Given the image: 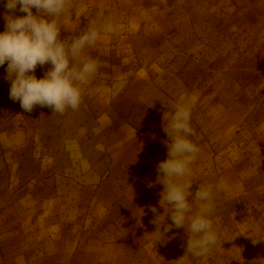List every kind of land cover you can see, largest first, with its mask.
<instances>
[{"label": "rangeland", "instance_id": "1", "mask_svg": "<svg viewBox=\"0 0 264 264\" xmlns=\"http://www.w3.org/2000/svg\"><path fill=\"white\" fill-rule=\"evenodd\" d=\"M6 3L0 0V32ZM71 4L58 18L61 39L88 25H116L84 50L99 67L79 117L39 105L25 111L9 98L7 62L0 66V264H237L225 245L236 233L216 211L209 218L218 239L204 257L186 252L185 227L173 226L155 243L151 221L165 215L162 232L172 224L156 180L167 159L163 129L177 104L190 105V139L200 149L193 196L219 180L220 159L206 137L218 143L235 107L255 111L243 127L264 114V0ZM18 9L15 15H26ZM51 67L38 65L34 74L43 78ZM233 132L222 142H236ZM190 203L191 216L199 204Z\"/></svg>", "mask_w": 264, "mask_h": 264}, {"label": "clouds", "instance_id": "2", "mask_svg": "<svg viewBox=\"0 0 264 264\" xmlns=\"http://www.w3.org/2000/svg\"><path fill=\"white\" fill-rule=\"evenodd\" d=\"M17 6L26 15H15ZM5 7L8 11L4 14L5 31L0 32V66L7 62L9 98L19 101L27 112L37 105L49 107L58 114L77 110L99 67L97 60L83 54L84 50L94 46L102 32L114 33L116 25L112 21L100 29L88 25L78 35L61 39L58 18L71 9V0H7ZM45 64L52 67L38 79L34 72L38 65ZM190 121L191 107L181 102L167 127L164 126L168 136L167 159L157 165L156 183L163 185L159 203L165 211L170 209L172 224L166 225L162 232L159 226L165 223V215H157L151 222L157 225L153 233L155 243L163 240L164 233L173 226L185 227L189 234L186 252L204 257L218 239L209 218L214 209V196L227 191L228 184L221 179L216 185H199L193 196L192 165L200 149L190 139L194 135ZM190 196L199 204V210L191 216ZM149 207L153 213L157 212L156 207ZM261 240L264 239H252V243L255 245Z\"/></svg>", "mask_w": 264, "mask_h": 264}, {"label": "crops", "instance_id": "3", "mask_svg": "<svg viewBox=\"0 0 264 264\" xmlns=\"http://www.w3.org/2000/svg\"><path fill=\"white\" fill-rule=\"evenodd\" d=\"M234 109L236 116L224 130H220L216 138L218 143L209 141L207 137L205 139L207 148L217 152L214 154L215 161L220 159L218 181L223 179L228 184L227 191L215 194L219 200L213 211L232 227V233H236L225 243L230 248L226 255L234 257L233 261L237 264H264V240L255 245L252 243V239H264V114L259 120H253L256 125L243 127L255 111ZM80 112L76 110L74 117H79ZM233 131L238 136L236 142H222ZM219 143L224 144L218 147ZM210 185L216 184L210 181Z\"/></svg>", "mask_w": 264, "mask_h": 264}]
</instances>
